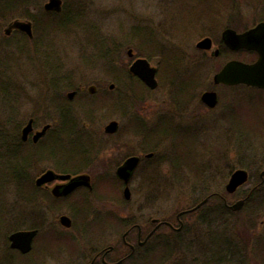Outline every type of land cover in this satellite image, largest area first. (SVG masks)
I'll return each mask as SVG.
<instances>
[{
	"label": "rangeland",
	"instance_id": "374dc122",
	"mask_svg": "<svg viewBox=\"0 0 264 264\" xmlns=\"http://www.w3.org/2000/svg\"><path fill=\"white\" fill-rule=\"evenodd\" d=\"M47 1L32 0L30 6L21 4L17 12L9 13L5 0H0V264H45V237L37 241V251L29 256L12 250L4 237L16 226L20 229L36 224L40 211L47 213L49 227L56 229H49L48 234L58 230L83 240L69 248L68 258L76 263L84 255L86 242L111 245L134 222L144 223L150 230L152 219L175 220L180 211L211 193L227 196L230 172L242 166L241 156L250 155L243 163L251 164L252 171L258 168L257 163H264V92L222 89V107L205 113L200 97L211 88L224 61L196 47L203 36H221L226 19L219 18V14L239 10L249 17L259 16L264 13V0H63L64 10L73 20L63 30L45 25V20L54 16L43 15ZM24 12L37 22L34 38L28 43L18 33L9 37L4 33L11 22L24 17ZM28 20L35 27V20ZM130 49L134 59L129 57ZM137 57L158 66L160 85L155 92L148 93L129 73ZM173 57L177 59L173 61ZM75 85L84 86L86 93L72 102L68 122L73 123V128H62L59 114L52 112L54 105L41 96L54 91L66 93ZM91 85L98 88L93 95L88 92ZM18 96L24 121L36 116L39 124L56 125L48 140H57L48 144L45 140L39 148L52 144L58 153L65 147L66 153L71 150L72 155L82 157L81 167L89 172L110 168L129 153L142 154L140 147L153 148L157 142L156 159H147L131 181L130 200L124 198L123 188L113 184L111 177H107L109 184L97 187L96 194L100 195L96 196L114 203L96 206L92 199L95 196H86L84 204L74 209L69 202L54 203L47 210L35 208L27 199L34 198L28 187L24 191L27 197L20 199L12 171L22 159L25 166L29 165L25 159L32 152L23 149V157L18 158L6 153L14 147L18 131L3 126L5 110L12 109ZM154 98L160 102L147 103ZM45 107L49 112L43 111ZM173 108L185 112L187 119L169 129L155 126L162 121L160 116L176 112ZM224 112L225 123L223 119L213 121V116ZM140 117L147 121L146 128L137 125ZM177 117L174 123L181 121ZM113 120L119 121L120 128L109 135L105 127ZM75 167L68 164V168ZM219 200V196L211 198L202 210L186 217L199 220L196 228L187 226L181 237L173 235L174 238L161 232L145 247L147 251L135 254L132 263L210 264L213 251L218 250L216 256L223 259L231 250V264H264V197L257 194L241 212L226 215ZM19 213H23L22 221H17ZM61 214L73 219L71 229L60 225ZM254 227L257 230H252ZM251 231L262 240L247 244V249L257 251L248 256L242 237L244 233L249 239Z\"/></svg>",
	"mask_w": 264,
	"mask_h": 264
},
{
	"label": "flooded vegetation",
	"instance_id": "af4514ba",
	"mask_svg": "<svg viewBox=\"0 0 264 264\" xmlns=\"http://www.w3.org/2000/svg\"><path fill=\"white\" fill-rule=\"evenodd\" d=\"M220 15L221 14H219V18L226 19V22L222 26L221 36L219 38L215 37L213 34L208 35V36H203V38H201L199 42L205 38H210L212 42V49L208 51L207 50H203V51H205L206 53L207 52L210 53L211 57L213 58H218V59L223 58V61H224L223 65L229 61H234V60L246 62V63L255 62L259 58V55L256 51L247 50L246 48H241V49L230 48L224 40V32L227 30H231L239 35L244 34L245 32L258 26L259 24L264 23V13H261V15L259 16L255 15V16L249 17L247 15H244L243 12L239 10H227L223 12V15L221 16ZM214 16L217 17L218 15L216 14ZM17 33L18 35H21L22 37L26 36L24 33L18 30H13L11 34L8 35V37L12 36L13 34H17ZM149 62L151 66L156 68V79L158 81V87H159L160 85L159 68L157 65H154L151 61ZM92 86L95 87L96 91L98 90L96 85H92ZM114 88L115 87L112 84L110 86V89L113 90ZM222 89H226L228 91L241 89V90H258V91L264 92V90L250 88L244 85L227 86L224 84H215L213 82L211 88L205 90L204 92H207V91L215 92L217 95V103L214 107H210L202 101V95H201L200 99H201L202 107L205 113H213L217 109L222 107V99H221ZM66 90H67L66 93L62 91L61 92L54 91L51 94H49L50 93L49 92L48 94H43L41 96L45 98L46 100H48L49 102L51 101L52 106L54 105L55 109L51 107L52 112H57V114H59L58 123H60L62 128H67L68 126L73 125V123L68 122V115L70 113L69 111L73 104L72 102L76 100L77 98L79 100V98L83 97L82 95H85L86 93V88L81 85L70 86ZM156 90L157 89L151 90L147 87L148 93L155 92ZM71 93L73 94L71 95ZM19 97L20 96L17 97L14 103H12L14 104V106H12V109L7 108L5 110L7 116L5 118L3 126L13 127V128H16L18 131L16 134V140L13 144L14 147H12L11 150H7L6 153L10 152L18 158L19 155L23 157L22 156L23 149H27L28 151L32 152L28 156V159H25L27 162L29 161L30 164L25 166L24 159H22L23 161L21 162L20 160V162L15 166L12 172L14 173L15 178H16L18 193L20 194L24 193V191H26V187L31 189L30 192L34 193V200H35L34 205H36L35 206L36 208H42V209L44 208L47 210L57 205L59 202L66 203V204H68L69 202L68 204L69 207L74 209L75 207L78 208V204L79 205L84 204L82 200L86 199V196H89L88 199L95 196V198L93 197L92 199H93V203L96 206H99L100 204H105L107 202L114 203V201H104V199L98 198V196L96 195H100V194H96L98 193L96 190L97 187L100 186V184H103L101 185L102 187L104 186L105 183L109 184L110 180L107 182V177L109 178L111 177L113 184L116 183L118 186L123 188V195H124L125 189L127 188V186L130 187L131 181L135 173L138 171V168L141 167L144 163H147V159L148 160L152 159L155 155L154 153L147 152L142 147H140V151L143 152L142 154H135L134 152L129 153L120 163L112 164L110 165L111 166L110 168L106 167L105 170L99 169V171L89 172L88 170H86L87 168L83 170L82 168L84 166L81 167L82 166L81 164H76L77 167L75 168L62 167L63 164H72L78 156H76L75 154L72 155L73 153L71 150H70L71 153L57 154L52 149H50V147L44 148V150L47 151V153L45 154L40 153L39 147L42 146V143L45 140L47 141L49 139L48 137L56 125H53L51 122H42L41 124H39L36 116L29 117L28 119H26V121H24L21 117V111L19 110L21 109L20 105L18 104ZM156 101L160 102L159 100L154 98V99L149 100L147 103L152 104V103H155ZM153 106L151 105L150 107H153ZM223 108L226 109L225 106ZM172 110H175L176 112L169 111L165 115L160 116L162 121L156 122L155 126H159L161 129H165L164 127L168 126V129H169L171 127H175L176 125H178L179 122L182 123L183 119H187L184 114L185 112H181L174 108ZM43 111L49 112L46 110V107L43 109ZM177 111H179L180 113ZM177 115L180 117L181 121L174 123L173 121L174 120L176 121L178 119ZM188 115H189V112H188ZM140 118H138V121H136V122H139V124L137 125L141 128H144V126L146 128L147 121H145L142 118L140 119ZM212 119L213 121L223 119L225 123L226 122V112H224L223 115L213 116ZM29 122H32L33 128H32V131L28 134L27 138L24 139L23 130L29 124ZM74 123L76 124L77 122H74ZM220 123L222 122L220 121ZM47 125H49L50 127L47 130V132L44 134V136H42L38 140H35L34 139L35 135L38 134L41 130H43V128H45ZM119 128H120V123L118 126V130ZM109 135H114V134H109ZM52 139H56V138L52 137L50 140L47 141V144L52 142ZM58 140L60 139L58 138ZM143 141L147 142V139H143ZM142 145L143 144H141V146ZM65 150L66 148L64 147V151ZM133 156L139 157V161L137 163V167L131 174L129 183L127 184L123 179L120 178V176L118 175V171L127 162V160ZM249 156L250 155L241 156V162L247 161ZM261 159L264 162V154L262 155ZM257 165H258V168L255 169L254 171H252L251 169L252 168L251 164H247V165L245 164L237 168V169H243L247 171V174H248L247 182L243 184L242 186L238 187V189L234 193H228L227 196L218 195L220 197L218 204L221 206L223 215L241 212L244 209V207L248 205V202L257 194H260L262 197H264V163L262 165L257 163ZM50 171H53L56 175H60V176L68 175L69 178L62 179L60 177H57L51 181L38 184V181L40 180V178H42L46 173ZM233 172H234L233 170L230 172L229 179L231 178ZM80 176H87L89 179L88 180L82 179L81 180L82 184L78 185L70 193L63 194L65 187L69 183L75 180L76 182H78L80 180L78 179L80 178ZM85 182L89 185L84 184ZM23 183H25L24 187L22 186ZM245 185H249L248 189L242 192H238ZM55 191H57V194ZM212 194H215L214 198L218 197L217 193L214 192ZM238 194L239 196L237 197L236 195ZM233 197H236L237 199L232 200ZM209 200H211V197L208 196V201ZM239 200H244L243 207L241 208L240 211H237V212L232 211L230 209V206ZM54 203L55 205H53ZM207 203L208 202H206L202 207H200L199 209L191 213H187V214H183L179 216V214L184 212L185 210L179 212L176 215L175 220L160 219V220H157V222H155L156 219H152L151 220L152 228L150 230H149V227H147V225H145L144 223L134 222L133 224H130V226H127L124 233L119 235L118 236L119 238L115 240V242L111 245H105L102 243L103 241L101 243L99 242L93 243L91 240H89L91 242L90 243L86 242L85 249H84V255H82V257L76 263H73L68 258L69 252H70L69 248L71 246L77 247L78 245H80V243L83 242V240L80 239L78 235L71 236V235L63 234V233H60V231L58 230L52 231V234H48L50 233V231H48L49 229H54V228H51V226L49 227V225H51L50 217L47 215V213H43L42 211H40L39 213L35 212L38 214V216L37 218H35L37 222H35L36 226L33 230H36L37 234L33 240L32 251L26 255L35 253L37 251V241L40 238L45 237V240L42 241L44 247H46V249L42 250L44 251L42 258L44 257L45 264H128V263L134 264L132 263V261L135 257V254L140 250L142 251L145 249V251H147L145 247H148L151 240L157 237L161 232L170 233L169 238H174L175 236L181 237L182 236L181 234L186 230L187 226L196 228V226H198V224L200 223L199 220L197 218L189 219L186 217H188V215L199 212L200 210L203 209L204 206L207 205ZM64 215H67V214H61L59 217L60 225H61V218ZM67 216L70 217V215H67ZM70 219L73 225V219L71 217ZM245 220L246 219L244 218L242 219L243 222ZM245 227L247 228V226ZM256 227H254L252 230H257ZM249 228L251 229V227ZM152 232L153 234L149 237V235ZM165 235L163 234V237H165ZM243 235H245V237L243 236L244 238L242 237V242H244L243 246L245 248L244 251L249 256L250 254L254 253L256 250L254 251L250 249L249 247L247 249V244H251V245L258 244L259 241L262 239H260L259 237H256V235H253L252 231H251V235H249L250 236L249 239H247L248 238L247 234L243 233ZM9 236L7 235V231H6L5 236H4L6 241L9 240ZM245 239H247V241ZM227 240L229 241V243L231 242L230 239H227ZM46 245H49V246H46ZM212 253H213L212 256L213 255L214 256L212 258L210 256V259H209L210 264H226V263L231 264L232 263L233 257L231 255V250H228L226 252L227 257H224L223 259L221 257L219 258L216 256L219 253L218 250L213 251ZM228 254L230 255L228 256ZM227 258H228V261L225 260ZM246 263L248 262L246 261Z\"/></svg>",
	"mask_w": 264,
	"mask_h": 264
},
{
	"label": "water",
	"instance_id": "95a60500",
	"mask_svg": "<svg viewBox=\"0 0 264 264\" xmlns=\"http://www.w3.org/2000/svg\"><path fill=\"white\" fill-rule=\"evenodd\" d=\"M45 10L53 11L60 13L63 9V0H48V2L44 5ZM14 29L21 30L29 35V37H33L32 23L30 21L23 20H15L8 25L5 29V33L9 35ZM224 40L226 44L232 49H241L246 48L248 50H254L259 53V58L254 63H245L241 61H230L228 62L215 76L214 82L215 84H225L229 86L233 85H245L248 87L264 89V23L259 24L255 28L245 32L244 34H236L234 31L227 30L224 32ZM200 49L211 50L212 42L210 38H205L197 45ZM129 56L133 55L132 50L129 52ZM217 53V52H216ZM130 71L137 75L141 80H143L151 89H155L157 87L156 80V68L152 67L149 61L146 58L137 59L132 66L130 67ZM91 93L95 92V87L89 88ZM73 93H71L72 95ZM202 101L210 107H214L217 103V95L215 92H205L202 95ZM50 126L47 125L42 131L35 135L34 139L38 140L47 132ZM32 122L24 128L23 137L27 138L28 134L32 131ZM107 133H115L118 130V123L116 121H112L108 126H106ZM139 161V157H130L126 164L122 166L118 174L119 176L125 180L128 184L131 174L137 166ZM60 177L62 179L69 178L68 175H56L53 171L46 173L40 180L38 184L45 183L47 181H51L54 178ZM78 182L73 181L69 183L63 192V194H68L74 190L78 185L82 184V179H89L87 176H80ZM248 180V174L246 170L239 169L236 170L231 178L229 183L227 184V190L230 193H234L239 186L245 184ZM86 185V182L84 183ZM57 194V191H55ZM125 198H131V191L129 187L125 190ZM208 199L203 200L194 208L184 211L179 214V216L192 212L194 210L202 207ZM244 200H239L234 203L230 208L233 211L241 210L243 207ZM157 222V220H155ZM61 223L66 227H71L72 222L68 216H63L61 218ZM154 232V231H153ZM153 232L149 235V237L153 234ZM37 234V231H18L13 233L10 236L11 247L15 249H19L23 253H28L32 250V242Z\"/></svg>",
	"mask_w": 264,
	"mask_h": 264
},
{
	"label": "trees",
	"instance_id": "16d2710c",
	"mask_svg": "<svg viewBox=\"0 0 264 264\" xmlns=\"http://www.w3.org/2000/svg\"><path fill=\"white\" fill-rule=\"evenodd\" d=\"M5 2L7 3V7H5V9L9 12V13H14V12H17L19 9H20V6L21 4H27L28 6H30L29 4H31L32 0H5ZM1 3V2H0ZM3 6V5H2ZM27 7V6H26ZM4 9V7H2ZM65 8V7H64ZM28 11V10H27ZM24 18H27V19H33L35 20V27L34 28H37V22H36V19L35 18H32L28 13H25L24 12ZM44 16H49V14H47L46 12H44L43 14ZM69 12L66 11V10H63V12L61 14H54L53 18H51L50 20H45V25L51 29H64L66 28V26H68L69 22L70 24L73 23L72 21V18L69 16ZM61 20V21H60ZM75 21V20H74ZM44 25V26H45ZM23 38V42H32V40L28 39L26 36L22 37ZM168 56V55H167ZM167 58V57H166ZM168 58H170V56H168ZM173 58H176V57H173ZM140 84H142L140 81H138ZM159 132V131H157ZM156 132V133H157ZM150 135V134H149ZM151 137V136H149ZM148 137V138H149ZM153 148H151L150 146H147V152H149L150 150H156L155 148L157 147V142H155L154 145H152ZM242 166L245 165V163H241ZM211 198H213L215 196V194H210L209 195ZM225 209V208H224ZM223 209V210H224ZM226 210V209H225ZM15 229H17L15 227Z\"/></svg>",
	"mask_w": 264,
	"mask_h": 264
},
{
	"label": "bare ground",
	"instance_id": "6f19581e",
	"mask_svg": "<svg viewBox=\"0 0 264 264\" xmlns=\"http://www.w3.org/2000/svg\"><path fill=\"white\" fill-rule=\"evenodd\" d=\"M51 29V28H50ZM130 50H132V49H130ZM129 50V51H130ZM128 51V52H129ZM132 52H133V50H132ZM130 57H132V58H135V55L133 54L132 56H130ZM137 58H140V57H137ZM174 59H177V58H172V60L174 61ZM70 128H73V125L72 126H68L66 129H70ZM56 146H54L53 147V145H51L50 146V149H52L55 153H57V151H56V149H54ZM44 148H48L47 146H43L42 148H40V153H43V154H45V153H47V151H45L44 150ZM145 151H147V146H145V147H142ZM43 150V151H42ZM156 151H157V149L156 150H150L149 152H151V153H154L155 155H154V157L152 158V159H149V162H152L154 159H156ZM58 153H66V150L64 151V148L63 149H61ZM57 153V154H58ZM83 154V152L81 153V155ZM84 157H85V155H83ZM83 157V158H84ZM82 157L81 156H78L77 158H76V160L72 163V164H74V165H76V164H82V162H84L82 159H81ZM62 167H68V164H63L62 165ZM24 185H25V183H23V187H24ZM29 190H31V189H29ZM31 193V192H30ZM17 195H18V197L20 198V199H22L23 201H24V198H26L27 197V195H25L24 193H18L17 192ZM253 197V196H252ZM27 199H29L28 201H32L33 202V204H34V198L33 197H31V196H28V198ZM36 208V207H35ZM23 217V213H19V216L17 217V221H22L21 220V218Z\"/></svg>",
	"mask_w": 264,
	"mask_h": 264
}]
</instances>
